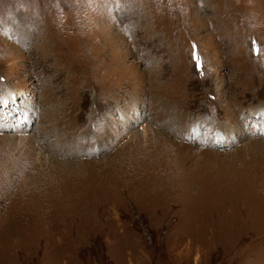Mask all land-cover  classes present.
<instances>
[{
	"label": "rangeland",
	"instance_id": "obj_1",
	"mask_svg": "<svg viewBox=\"0 0 264 264\" xmlns=\"http://www.w3.org/2000/svg\"><path fill=\"white\" fill-rule=\"evenodd\" d=\"M0 264H264V0H0Z\"/></svg>",
	"mask_w": 264,
	"mask_h": 264
},
{
	"label": "snow or ice",
	"instance_id": "obj_2",
	"mask_svg": "<svg viewBox=\"0 0 264 264\" xmlns=\"http://www.w3.org/2000/svg\"><path fill=\"white\" fill-rule=\"evenodd\" d=\"M193 59L195 60L196 62V66L197 68H201V61H200V57L196 54L195 52V45L193 46ZM257 54H259V50L257 49Z\"/></svg>",
	"mask_w": 264,
	"mask_h": 264
}]
</instances>
